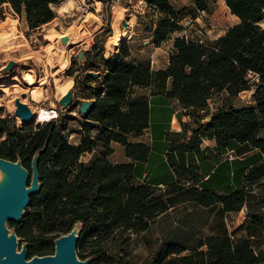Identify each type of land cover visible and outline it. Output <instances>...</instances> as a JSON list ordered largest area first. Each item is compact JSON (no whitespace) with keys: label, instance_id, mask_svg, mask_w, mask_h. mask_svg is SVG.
<instances>
[{"label":"trees","instance_id":"trees-1","mask_svg":"<svg viewBox=\"0 0 264 264\" xmlns=\"http://www.w3.org/2000/svg\"><path fill=\"white\" fill-rule=\"evenodd\" d=\"M58 2L0 0L24 15L29 29L53 19L52 6ZM145 2L149 16L145 28L155 45L185 30L181 21L195 17L196 10H209L207 0L178 5L172 0ZM225 3L238 23L214 39L202 41L186 33L173 37L163 69L152 68L150 60L132 58L124 41L116 56L108 54L93 62L91 55L103 48V42L94 43L84 53L81 67L82 83L94 90V104L83 116L78 143L67 140L65 123L57 117L35 131L31 150L14 119L0 117V136L7 133L0 142V157H20L30 170L32 155L43 148L38 160L41 187L29 198L31 210H25L20 223L8 224L20 240L24 236L20 245L27 241L28 257L52 253L53 247L49 250L40 240L53 243L80 223L76 249L79 258L92 257L90 264H136L133 260L139 255L133 241L139 237L147 250L138 260L144 264H262L253 246L264 230V195L253 185L264 178V159L248 168L242 187L228 194L197 186L198 173L192 165H174L176 180L165 188L138 180L133 173L134 162L145 161L150 152L148 144L130 139L142 134L150 122L149 99L136 87L176 99L193 119L192 135L187 138L184 128L174 132L171 150L197 151L202 137H214L221 147L235 140L264 150V27L260 24L264 0ZM87 69L99 76L88 75ZM242 90H252L251 104L233 100ZM91 129L96 130L93 135ZM112 142L120 144L131 161H111ZM86 153L91 156L83 160ZM180 207L184 213L177 226L163 238L152 239L158 218ZM244 208V222L228 230L227 214Z\"/></svg>","mask_w":264,"mask_h":264},{"label":"rangeland","instance_id":"rangeland-1","mask_svg":"<svg viewBox=\"0 0 264 264\" xmlns=\"http://www.w3.org/2000/svg\"><path fill=\"white\" fill-rule=\"evenodd\" d=\"M145 1L104 0L103 2L100 0H59L58 3L52 6L56 16L45 22L38 29H29L24 15L14 12L9 3L0 4V25L7 23L10 28L14 29L15 36L25 40L31 53V59H29L27 65H22L21 61L23 59H19L10 69H4L0 72V117L9 116V118L14 119L16 128L20 129L26 137L25 142L27 147H30L32 150L30 141L34 137L35 131L51 119L43 121L37 120L35 117L31 122L22 124L20 118L15 116L13 112L16 107L13 100L17 94L14 92L7 93L2 87H11L19 84L27 88L28 93H32L36 88H41L43 95L39 100L27 98L23 102L29 106L31 111L33 109L36 110L38 107L53 108L52 110H55L57 116L65 123L66 128L64 131L66 132L67 140L71 143H78L80 137L83 135L81 131L83 116H81L77 106L84 96L92 97L94 94V90L86 88L82 83L83 72L81 71V67L86 61L84 53L89 52L94 43L101 44L103 42V48L99 54L91 55L90 60L93 62H99L108 58V54L116 56L119 53L121 43L124 41L127 43L129 49L132 50V55L134 56L132 58L148 59L152 68L164 67L167 63L166 59H168L171 45H173V37L186 33L192 38H201L202 41L214 39L222 35L231 26L237 24L236 21L238 22V17L231 13L225 0H207L208 11L196 10L195 17H186L181 21L183 26L186 27L185 30L174 32L171 38L166 39L160 45H155L151 39L147 38L150 31L145 28V24L149 19V16L146 14L147 5H145ZM192 1L185 0L184 3H175L176 5L190 4ZM149 12L152 13L153 11L149 10ZM138 14H141V19L138 18ZM122 18L126 19L127 28H121L120 21ZM260 24L264 27V16L260 20ZM75 30L80 35L78 40L65 45L62 55L66 58L63 57L60 61L56 62L57 58L52 53L53 49L49 48L50 43L47 40L46 34L58 32L71 33ZM82 39L88 42L86 46L83 45L84 41ZM156 46L157 48H155ZM57 49L58 52L61 50L59 46H57ZM78 50L83 52L82 58L76 55ZM0 61L1 65L2 60ZM51 62H54L53 66ZM26 74H33L35 82L28 83L25 78ZM74 77H77L76 82ZM55 78L59 79L60 84L66 81V88L63 93L69 86L73 90L72 102L67 106H61L58 102ZM93 86L101 88V85L96 86L95 83H92ZM238 96L237 99L233 100L238 102L241 99L251 104V96L248 90L240 91ZM247 98L250 102L247 101ZM220 99V97L215 98L216 101ZM173 124L175 126L176 122ZM95 132L96 130L91 129L90 133L93 135ZM2 133L0 142L7 135L6 131ZM173 137L176 138L177 135L173 134ZM117 147H120V149L116 148L113 158L120 160L122 158L123 147L120 144ZM113 151L114 148L111 153ZM160 187L165 188L164 186ZM255 192L264 195V181H258V187ZM25 210H31V206L27 204ZM183 213L184 210L180 207L171 211L164 218L160 216L152 227V233H150L152 239L163 238L172 227L177 226L178 219ZM241 215L246 216L247 214L242 213ZM244 220L245 218L243 219L239 214L229 212L226 217L228 230L242 224ZM23 239L24 236H21L20 242ZM41 242H45L44 244L48 246V249L52 250L53 243L51 239H41ZM133 245L136 248V253L139 255L136 259L145 258L147 250L143 246L140 237L133 241ZM253 247L261 259V263L264 264V230L262 231V235L257 238L256 245ZM138 260L134 259L133 261L136 264H144L143 261ZM114 264H121V262Z\"/></svg>","mask_w":264,"mask_h":264},{"label":"crops","instance_id":"crops-1","mask_svg":"<svg viewBox=\"0 0 264 264\" xmlns=\"http://www.w3.org/2000/svg\"><path fill=\"white\" fill-rule=\"evenodd\" d=\"M172 1L185 2V0ZM236 23L238 22L236 21ZM147 38L151 39L153 43L151 32ZM129 50L130 55L134 57L132 50ZM167 61L168 59H166ZM166 64L164 67H155L154 69H163ZM135 91L138 94L145 95L150 102L149 126L137 137L130 136L131 141H141L150 147V152L145 161L138 160L134 162L133 173H135L138 180L152 185L166 186L176 180V174L173 171L174 165H192L196 167L198 173L197 186L211 192L228 194V192L242 187L245 183L244 175L248 168L264 159L261 149L254 147L249 142L241 143L230 140L226 147H221L217 145L214 137H202L197 151L171 150L170 141L171 138L174 139V132H181L184 128L187 138L192 135V128L195 126L193 119L183 111L174 98H170L163 93H153L150 88L136 87ZM251 92L252 90H248L249 94ZM83 99L93 100V97ZM205 119L208 120L209 117ZM174 122H176L175 126ZM118 145V143L112 142L114 151L108 155V158L113 162L131 161L130 158L125 156L124 149L120 160L113 158L116 148L120 149V147H117ZM228 151H231L235 157L228 158L226 156ZM90 156L87 153L83 154L81 158L86 160ZM257 187L258 184L253 185L254 191ZM232 213L239 214L243 219L246 217L241 215L246 213V209Z\"/></svg>","mask_w":264,"mask_h":264},{"label":"water","instance_id":"water-1","mask_svg":"<svg viewBox=\"0 0 264 264\" xmlns=\"http://www.w3.org/2000/svg\"><path fill=\"white\" fill-rule=\"evenodd\" d=\"M121 28H127L126 19L120 21ZM65 42L67 36H61ZM116 46V44H114ZM76 55L82 58L83 52L78 50ZM13 60H9L3 70L10 69ZM88 75L99 76L98 71L87 70ZM73 90L68 89L58 102L62 106L69 105L72 101ZM14 115L25 124L31 122L34 117L29 106L19 98H14ZM94 100H80L78 110L82 116L87 115L92 108ZM43 148L37 149L31 157L30 170L18 157L15 160L0 157V264H90L92 257L79 258L77 242L79 240L80 223H75L66 233L54 238L53 252L50 254H37L31 257L27 255V241L20 245V237L13 228L8 226V221L20 223L21 216L25 213L29 198L39 192L41 187L38 173V160ZM20 245V246H19Z\"/></svg>","mask_w":264,"mask_h":264},{"label":"bare ground","instance_id":"bare-ground-1","mask_svg":"<svg viewBox=\"0 0 264 264\" xmlns=\"http://www.w3.org/2000/svg\"><path fill=\"white\" fill-rule=\"evenodd\" d=\"M63 35L67 36V40L65 42H62L60 39L61 36H63ZM46 36H47L48 42L50 43L49 48L53 49L52 53L58 59V60L56 59V62H58L61 60V58L64 57V55H62V50L65 47V45H67L69 42H74L75 40H78L80 35H79V32L77 30H75L74 32H71V33H59L58 32V33L46 34ZM86 44H88V42L84 41L83 45L86 46ZM57 46H59L61 48V50L59 52H58ZM1 50H3V51H1ZM30 57H31V53H30L28 44L25 42V40L23 38L15 36L14 29L10 28V26L7 23L1 24L0 25V60H2V63L0 65V72H2L3 67L5 66V64L9 60H13V64H16L17 60L23 59L21 61V63H23L22 65H24V64L27 65V63L29 62V59H31ZM64 58H66V57H64ZM53 64H54V62H51L52 66H53ZM25 78H26L28 83L35 82V78H34L33 74H26ZM55 87L57 90L56 97L58 99L63 94H65L68 89L71 88L70 86L67 87L68 89L63 93L64 89L66 88V81H64L62 84H60L58 78H55ZM2 88H4L3 90L7 93L8 92L16 93L17 95L15 98H19L22 102L25 101L27 98H31V99L33 98L35 100H39L43 95L41 88H36L32 93H28L27 88H24L19 84L13 85L11 87L6 86V87H2ZM52 109L49 107L48 108L38 107L36 110L33 109L32 111L35 110L34 111V117H36L37 120L45 121V120L50 119V117L52 115H54V112Z\"/></svg>","mask_w":264,"mask_h":264},{"label":"built area","instance_id":"built-area-1","mask_svg":"<svg viewBox=\"0 0 264 264\" xmlns=\"http://www.w3.org/2000/svg\"><path fill=\"white\" fill-rule=\"evenodd\" d=\"M247 101L250 102V100H248V98H247ZM211 104H212V102L210 103V105H211ZM53 112H54V115H52V116L50 117V119H53V118H57V117H58L56 111L53 110ZM261 152H262V154L264 155V150H261ZM226 156H227L228 158H233V157H235V156L231 153V151H228L227 154H226ZM261 180L264 181V178L261 179Z\"/></svg>","mask_w":264,"mask_h":264}]
</instances>
